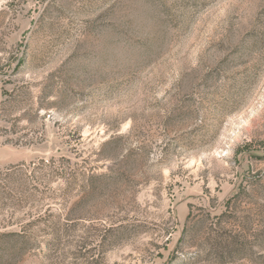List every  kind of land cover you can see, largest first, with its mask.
Returning a JSON list of instances; mask_svg holds the SVG:
<instances>
[{
    "label": "rangeland",
    "instance_id": "rangeland-1",
    "mask_svg": "<svg viewBox=\"0 0 264 264\" xmlns=\"http://www.w3.org/2000/svg\"><path fill=\"white\" fill-rule=\"evenodd\" d=\"M0 264H264V0H0Z\"/></svg>",
    "mask_w": 264,
    "mask_h": 264
},
{
    "label": "trees",
    "instance_id": "trees-1",
    "mask_svg": "<svg viewBox=\"0 0 264 264\" xmlns=\"http://www.w3.org/2000/svg\"><path fill=\"white\" fill-rule=\"evenodd\" d=\"M23 244V243H22Z\"/></svg>",
    "mask_w": 264,
    "mask_h": 264
}]
</instances>
